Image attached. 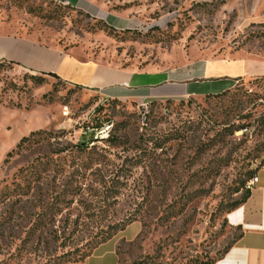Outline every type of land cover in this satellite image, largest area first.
Here are the masks:
<instances>
[{"label":"rangeland","instance_id":"374dc122","mask_svg":"<svg viewBox=\"0 0 264 264\" xmlns=\"http://www.w3.org/2000/svg\"><path fill=\"white\" fill-rule=\"evenodd\" d=\"M81 4L0 0V22L125 70L264 62V0ZM255 79L236 80L223 97L153 102L145 114L0 63V264L72 262L129 225L138 234L120 245V264L221 259L239 238L229 209L248 174L264 179V103L254 100L264 86Z\"/></svg>","mask_w":264,"mask_h":264},{"label":"crops","instance_id":"0c3cea01","mask_svg":"<svg viewBox=\"0 0 264 264\" xmlns=\"http://www.w3.org/2000/svg\"><path fill=\"white\" fill-rule=\"evenodd\" d=\"M82 10L81 0H56ZM99 18L116 27L117 18ZM0 22V63L13 64L31 74L54 73L61 82L93 91L104 98L129 103L163 102L168 100L202 99L230 91L236 80L264 77V62L244 56L233 59H196L180 68H147L142 71L114 68L92 60H80L72 51L47 47L26 37L9 34ZM250 192L248 200L227 214L230 228L239 238L214 264H264V179ZM134 225L79 263L120 264L119 247L137 236Z\"/></svg>","mask_w":264,"mask_h":264},{"label":"trees","instance_id":"16d2710c","mask_svg":"<svg viewBox=\"0 0 264 264\" xmlns=\"http://www.w3.org/2000/svg\"><path fill=\"white\" fill-rule=\"evenodd\" d=\"M105 26H106V28H108L109 30H112L113 31V29H111L109 26H107L106 24H105ZM42 75H44V76H49L50 78L51 77H53L54 79H56L58 82H61L60 81V79L54 74V73H50V74H42ZM253 83L254 84H257V85H262V86H264V77L263 78H257V79H255V80H253ZM76 88H79V87H76ZM81 89V88H80ZM227 93H228V91L227 92H224V93H221V94H218V96H208V98H210V97H215V98H218V97H223V96H226L227 95ZM207 98V97H206ZM254 100L255 101H262L263 103H264V94H262V95H254ZM25 140H27V139H25ZM85 144H83V143H80L79 144V147H82V146H84ZM248 179L246 180V182L247 181H249V180H251V179H253L254 177H253V174H248ZM245 182V183H246ZM245 183H244V185L242 186V188H245ZM244 194H245V196L243 197V199L241 200V201H239L237 204H235V205H233L230 209H229V212H228V214L229 213H231V212H233L234 210H236L240 205H242L243 203H245L247 200H248V198L250 197V193L249 192H247V191H245L244 192ZM112 238L111 237H109L108 236V238H106V240L104 241V242H102V243H100V244H98L94 249H96L98 246H100V245H103V244H105V242H107V241H109V240H111ZM230 249V248H229ZM228 249V250H229ZM227 250V251H228ZM227 251H225V253L227 252ZM224 253V254H225ZM223 254V255H224ZM89 256H91V254H89V255H83V256H81V257H79L78 258V260H74V261H72V262H70V261H67V262H64V263H62V264H72V263H79V262H83L84 260H86L87 258H89ZM218 260H220V259H218ZM218 260H216V261H218ZM216 261H212V262H208V263H206V264H214V263H216Z\"/></svg>","mask_w":264,"mask_h":264},{"label":"built area","instance_id":"2783aa9c","mask_svg":"<svg viewBox=\"0 0 264 264\" xmlns=\"http://www.w3.org/2000/svg\"><path fill=\"white\" fill-rule=\"evenodd\" d=\"M140 109L142 110L143 113L146 114L148 107H149V103L147 102H141L139 105ZM259 183V178L257 176H254L253 179L249 180L246 185H245V191L247 192H251L254 187Z\"/></svg>","mask_w":264,"mask_h":264}]
</instances>
